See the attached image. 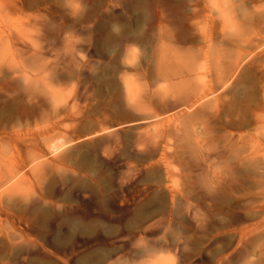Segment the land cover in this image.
<instances>
[{
    "label": "rangeland",
    "instance_id": "rangeland-1",
    "mask_svg": "<svg viewBox=\"0 0 264 264\" xmlns=\"http://www.w3.org/2000/svg\"><path fill=\"white\" fill-rule=\"evenodd\" d=\"M133 1L0 0V264H264V0Z\"/></svg>",
    "mask_w": 264,
    "mask_h": 264
},
{
    "label": "bare ground",
    "instance_id": "bare-ground-1",
    "mask_svg": "<svg viewBox=\"0 0 264 264\" xmlns=\"http://www.w3.org/2000/svg\"><path fill=\"white\" fill-rule=\"evenodd\" d=\"M146 2L147 1H151V0H145ZM156 1V0H155ZM159 1V0H158ZM179 1V0H178ZM195 2H197L196 0H194ZM205 1V7L206 8H209V5H207L208 4V1H209V3H210V6L212 7V8H215V7H213V5L211 4V0H204ZM132 2H134L133 0H132ZM138 2V4L139 5H141V4H143L144 2H143V0H141V1H137ZM136 3V2H135ZM182 3V2H181ZM185 3V2H184ZM228 3V2H227ZM227 3H225V6L226 7H224L223 5H221V4H217V6H216V9L219 11H223V12H229V17H230V20H232L233 18H234V14H233V9H234V2H229L228 4ZM128 4V3H127ZM127 4H125V5H127ZM130 4H133V3H130ZM130 4H129V6H130ZM138 4H137V6H138ZM151 4V3H150ZM149 4V5H150ZM155 4H157V3H155ZM175 4V3H174ZM178 4V3H177ZM227 4V5H226ZM244 4H246V3H244ZM146 5V4H145ZM144 5V6H145ZM166 5H169L166 1H165V6ZM170 5H172L171 3H170ZM182 5V4H181ZM230 6V8H229V6ZM128 6V7H129ZM132 6V5H131ZM130 6V7H131ZM136 6V7H137ZM156 6H158V5H156ZM160 6V5H159ZM215 6V5H214ZM231 6H232V8H231ZM245 6V5H244ZM143 7V6H142ZM147 7V5L145 6V8ZM153 8H154V6H152ZM167 7V6H166ZM170 7V6H169ZM167 8V10H171L172 11V9H170V8ZM179 7V6H178ZM132 8V7H131ZM141 8V7H140ZM144 8V7H143ZM148 8V7H147ZM146 8V9H147ZM150 8V7H149ZM149 8H148V10H149ZM160 8V7H159ZM163 7L161 6V9H162ZM171 8H172V6H171ZM184 8V7H183ZM125 9H129V8H125ZM135 8L133 7V10H134ZM138 9V8H137ZM137 9H135V11H137ZM160 9V10H161ZM174 9V8H173ZM178 9V8H177ZM185 9V8H184ZM225 9H226V11H225ZM258 9V8H257ZM114 10V9H113ZM112 10V11H113ZM148 10H145L146 12L148 11ZM158 9H156V11H157ZM165 9H163V11H164ZM201 10V9H200ZM198 8L197 9H195V11H196V13L197 14H200L201 13V11H200ZM206 10V9H205ZM204 10V11H205ZM213 10V9H212ZM246 11H247V9H245ZM129 11V10H128ZM143 11H144V9H143ZM166 11V10H165ZM171 11L170 12H168V13H166L165 15V17H167V18H171V21H172V23H174V22H176L177 20H174V18H172V17H170V14H171ZM185 11V10H184ZM255 11H256V9H255ZM139 12H142V9L139 11ZM151 12V11H150ZM176 12V11H175ZM174 12V13H175ZM180 13H181V11H179ZM179 12H178V15H179ZM186 12V11H185ZM213 12H214V10H213ZM248 12H250L249 11V9H248ZM252 12V11H251ZM261 12H263V11H261ZM111 13V12H110ZM128 13V12H127ZM133 13H134V11H133ZM136 13V12H135ZM138 13V12H137ZM147 13H149V12H147ZM146 13V14H147ZM156 13V12H155ZM158 13H159V11H158ZM163 13V12H162ZM173 13V12H172ZM187 13V12H186ZM186 13H184L183 12V14L186 16ZM245 13V12H244ZM247 13V12H246ZM260 14V11H259V9L257 10V12L256 13H247L248 14V16H249V18H251V19H255L254 17H256V14ZM112 14V13H111ZM125 14V13H124ZM131 14V13H130ZM144 14V13H143ZM160 14H161V12H160ZM206 14V13H205ZM259 14H258V16H259ZM134 15V14H133ZM139 15V14H138ZM138 15H137V18L136 19H139V17H138ZM142 15V14H141ZM156 15V14H155ZM158 15V14H157ZM162 15H164V14H162ZM161 15V16H162ZM173 16L175 15V14H172ZM177 14H176V17L178 16ZM114 16V15H113ZM130 16V15H129ZM136 16V15H135ZM143 16V15H142ZM150 16H151V14H150ZM160 16V19H164L165 17H161ZM181 16H183L182 14H181ZM225 16H226V13H223L222 15H221V18H222V22L223 23H225ZM110 18L109 19H111V15L109 16ZM128 16H126V18H127ZM146 17V16H145ZM147 17L148 18H151V17H149V15H147ZM147 17H146V19H147ZM158 17V16H157ZM175 17V16H174ZM184 17V16H183ZM210 17L212 18V20H214V13H212V15H210ZM125 18V19H126ZM180 18V17H179ZM186 18V17H185ZM190 18V17H189ZM258 18V17H257ZM259 18H261V16H259ZM258 18V19H259ZM264 18V17H263ZM122 19H123V17H122ZM132 19V18H131ZM143 19H144V17H143ZM143 19H141V21L140 22H142L143 21ZM166 19V18H165ZM127 20V19H126ZM148 20V19H147ZM146 20V21H147ZM153 20V19H152ZM158 20L159 19H157V23H158ZM170 20V19H169ZM125 21V20H124ZM128 21V20H127ZM131 21V20H130ZM135 21H138V20H135ZM150 21H151V19H150ZM163 20H161L160 21V23H163L162 22ZM166 21H168V20H165L164 22H166ZM139 22V21H138ZM137 22V23H138ZM155 22V24H157ZM186 22V21H185ZM129 23H131V22H129ZM143 23H145V22H143ZM148 23V22H147ZM150 23V22H149ZM148 23V24H149ZM159 23V24H160ZM126 24H128V23H126ZM151 24V23H150ZM154 24V26H156ZM167 24H168V22H167ZM166 24V25H167ZM179 24V23H178ZM178 24H176L177 26H178ZM182 24V25H181ZM181 24H180V26H179V28H181V27H183L184 25V22L182 21L181 22ZM135 25H137V24H135ZM135 25H134V28H135ZM138 25H139V23H138ZM144 25V24H143ZM158 25V24H157ZM166 25H165V27H166ZM169 25V24H168ZM171 25V24H170ZM127 26V25H126ZM125 26V27H126ZM140 26H141V24H140ZM150 26V25H149ZM148 26V28H150ZM176 26V27H177ZM128 27V26H127ZM131 27V26H130ZM129 27V28H130ZM133 27V26H132ZM137 27V26H136ZM157 27V26H156ZM155 27V28H156ZM165 27L164 26H162V24H160V32H161V39H159L158 41H155V42H158V44H157V46H155V48L157 49V51L159 52H167V51H182V49H180V48H183V47H185V46H183V47H180L178 44H179V42H178V44H176V45H178V46H176V45H174V43L173 42H171L172 40H170V38H172L173 39V37H174V32H171V30L168 28V29H165ZM171 27H172V25H171ZM170 27V28H171ZM188 27V26H187ZM139 28V27H138ZM142 28V27H141ZM167 28V27H166ZM122 29H123V27H122ZM128 29V28H127ZM154 29V28H153ZM157 29V28H156ZM174 29V28H173ZM190 29V28H189ZM131 30H132V28H131ZM137 30V29H136ZM168 30H170V31H168ZM179 30V29H178ZM191 30V29H190ZM235 30H237V29H234V31ZM135 31V30H134ZM134 31H132V32H134ZM150 31H152V29L150 30ZM129 32L131 33V31L129 30ZM128 32V33H129ZM158 32H159V30H158ZM169 32V33H168ZM177 32V31H176ZM190 32V31H189ZM195 32V31H194ZM194 32H192V30H191V32L190 33H194ZM206 38H208V36H209V33L208 32H205V31H200ZM151 32H149V34H150ZM155 33V32H154ZM179 32H177V34H178ZM183 33V32H182ZM125 35H126V33H124ZM156 34V33H155ZM155 34H152L153 36L155 35ZM180 34V33H179ZM184 34L185 33H183V38L185 37L184 36ZM196 34V33H195ZM186 35V34H185ZM200 35V34H199ZM131 36V35H130ZM135 36V35H134ZM140 36H143V35H140ZM139 36V37H140ZM146 36H148V35H146ZM152 36V37H153ZM169 36H170V38H169ZM179 36H181V35H179ZM188 37H189V34L187 35ZM192 36V35H191ZM124 37H126V36H124ZM129 37V36H128ZM148 37H151V36H148ZM147 37V38H148ZM155 37L157 38V36H154V38L153 39H155ZM160 37V36H159ZM194 37V36H193ZM130 38V37H129ZM137 38V41H139L138 40V37H136ZM136 38H135V40H136ZM177 38H179V37H177ZM186 38V37H185ZM191 38V40L193 41V39H192V37H190ZM1 39H3V38H1ZM144 39H146V37L144 38ZM143 39V40H144ZM153 39H150L151 41H153ZM175 39H176V37H175ZM124 40H126V39H124ZM128 40V39H127ZM134 40V38L132 37V41ZM157 40V39H156ZM180 40H181V38H180ZM185 40V42H187L188 40H190V39H184ZM187 40V41H186ZM190 40V41H191ZM9 40H8V38H7V42H8ZM141 41V40H140ZM147 41V40H146ZM145 41V42H146ZM177 41H179V39L177 40ZM144 42V43H145ZM148 42V41H147ZM142 44H143V42H141ZM153 43V42H152ZM184 43V42H183ZM155 43H153L152 45H154ZM141 45V44H140ZM150 45V44H149ZM180 45H181V43H180ZM184 45V44H183ZM192 45V44H191ZM144 46H145V44H144ZM186 46H188V45H186ZM146 47V46H145ZM131 48V47H130ZM143 48V47H142ZM147 48V47H146ZM187 48V47H186ZM190 48V47H189ZM191 48H193V47H191ZM188 49V48H187ZM150 50V49H149ZM183 50H185V48L183 49ZM192 50V49H191ZM187 51H189V50H187ZM157 52V53H158ZM27 92H28V90H27ZM20 93H24V91L23 92H20ZM20 95V94H19ZM18 95V96H19ZM28 95V94H27ZM17 96V97H18ZM14 100H15V96H11L10 94L9 95H1L0 96V102H1V106H0V122L2 123V125H8V124H10V123H7L9 120H10V117L13 115V111L15 110V104H14ZM164 100V99H163ZM162 102L163 101H161V103L159 104L160 106H161V104H162ZM171 102V101H170ZM177 102V101H176ZM164 103V102H163ZM173 104V103H172ZM164 105V107H165V103L163 104ZM170 105V104H169ZM168 105V106H169ZM175 105V104H174ZM172 105H170V107H171ZM162 107V106H161ZM164 107H162V108H164ZM169 107V108H170ZM168 108V109H169ZM172 108H174V107H172ZM165 109V108H164ZM162 110V109H161ZM31 122V121H30ZM26 123H27V121H26ZM29 125V124H28ZM30 126V125H29ZM39 128V127H38ZM134 129V131H136V135H137V137L139 138V140L141 139L142 141H144L145 142V146H146V143H147V149L145 150V147H144V149L141 151V153L144 155V157H145V155L146 154H148L149 156H152V158L153 157H155L154 155H159L158 153H159V151H160V148H158V145H157V143L159 144L160 142L159 141H161L162 139L161 138H158V139H154L153 137L151 138V136L150 135H145V133H141V130H140V125H135L134 127H133ZM2 129H4V127L2 128ZM8 129V128H7ZM104 129H106V127H104ZM12 130V129H11ZM11 130H10V132H11ZM103 132H105L104 130H102ZM10 132H7L6 130H4V131H2L1 130V126H0V140H4V137H9V136H11V134H12V132H11V134H10ZM5 133H7V134H5ZM135 133V132H134ZM199 133V132H198ZM198 133L196 132V135H198ZM105 135V134H104ZM135 135V134H134ZM105 136H107V135H105ZM104 136V137H105ZM108 137V136H107ZM200 137V136H199ZM198 137V138H199ZM30 138H32V136H30ZM198 138H196V139H198ZM160 139V140H159ZM98 140V139H97ZM96 140V141H97ZM167 140V139H166ZM168 141V140H167ZM97 142H100V141H97ZM102 142H104V141H102ZM133 142V141H132ZM137 142V141H136ZM144 142H142V143H144ZM139 143L141 144V142L139 141ZM161 143H162V141H161ZM169 143V142H168ZM97 144H101V143H97ZM167 144V143H166ZM165 144V145H166ZM200 145V144H199ZM142 146V148H143V146H144V144L143 145H141ZM160 146V145H159ZM170 146V145H169ZM168 146V147H169ZM161 147V146H160ZM199 147V146H198ZM141 148V149H142ZM151 148H153V149H151ZM194 148V147H193ZM167 149V148H166ZM165 149V150H166ZM199 149V148H198ZM200 150V149H199ZM198 150V151H199ZM166 151H169V150H166ZM166 151H164V152H166ZM167 153V152H166ZM165 153V154H166ZM170 152H168L167 153V155L166 156H168V154H169ZM164 156V155H163ZM195 156H199V158H200V155H195ZM162 157V156H161ZM169 157H170V154H169ZM146 158V157H145ZM147 158H149L148 156H147ZM151 158V157H150ZM166 158H168V157H166ZM196 158V157H195ZM198 158V157H197ZM165 159V158H164ZM169 159V158H168ZM197 160H200V159H197ZM148 161V160H147ZM153 161V160H152ZM158 161V160H157ZM168 161V160H167ZM151 162V161H150ZM162 162V161H161ZM168 162H170V160L168 161ZM168 162H167V164H168ZM147 163H149V162H147ZM157 163H159V161L158 162H156V164ZM155 164V163H154ZM171 165V164H170ZM170 165L168 164V165H166L167 167H170ZM148 167H149V165H147ZM140 167V166H139ZM138 167V168H139ZM144 169V168H143ZM145 170V169H144ZM144 170H142V171H144ZM142 171H140V172H142ZM139 172V171H138ZM146 173V172H145ZM141 174V173H140ZM139 174V175H140ZM142 174H144V173H142ZM173 175V174H172ZM142 176V175H141ZM141 192H143V191H141ZM178 198V197H177ZM174 201H176L177 199H176V197H174ZM178 200H179V198H178ZM177 200V201H178ZM181 200V199H180ZM178 201V202H181V201H183V200H181V201ZM175 203V202H174ZM129 204V203H128ZM179 205L181 204V203H178ZM183 204H184V202H183ZM174 206H175V204H174ZM182 208H183V206L184 205H180ZM176 207H177V205H176ZM176 207L174 208V209H176ZM179 207V206H178ZM178 209V211H179V209H181L180 207L179 208H177ZM176 209V210H177ZM174 212H175V210H174ZM180 212H181V210H180ZM183 212V211H182ZM189 212V211H188ZM188 212H186V213H188ZM173 214V213H172ZM168 215V214H167ZM191 216V215H190ZM164 217V216H163ZM165 218V217H164ZM231 218H233L232 216H231ZM230 218V219H231ZM235 220V219H234ZM233 221V220H232ZM153 224H154V222H152ZM227 223V222H226ZM231 224V223H230ZM152 226V225H151Z\"/></svg>",
    "mask_w": 264,
    "mask_h": 264
}]
</instances>
